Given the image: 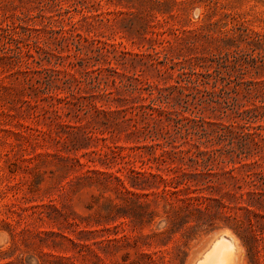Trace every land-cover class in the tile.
Segmentation results:
<instances>
[{
	"label": "rangeland",
	"instance_id": "1",
	"mask_svg": "<svg viewBox=\"0 0 264 264\" xmlns=\"http://www.w3.org/2000/svg\"><path fill=\"white\" fill-rule=\"evenodd\" d=\"M244 145L264 0H0V264H198L223 235L253 264L227 208L168 237L181 203L131 178Z\"/></svg>",
	"mask_w": 264,
	"mask_h": 264
},
{
	"label": "trees",
	"instance_id": "2",
	"mask_svg": "<svg viewBox=\"0 0 264 264\" xmlns=\"http://www.w3.org/2000/svg\"><path fill=\"white\" fill-rule=\"evenodd\" d=\"M246 113L250 116L252 112ZM151 115L154 116V113ZM239 150L235 155L237 151L231 148L227 153L229 158L224 157L225 153L220 149L200 151L197 159H191L195 165L202 166L200 171L189 172L183 166L178 168L171 164L167 167L168 175L150 173L147 176L133 170L131 178L138 183L158 186L157 192H153L155 199L170 198L177 204L181 203L178 207L180 215L171 221V228L166 230L168 237L189 223L187 220L191 216H199L196 219L198 225H212L211 218L216 215L214 209L218 212L227 208V220L233 222L230 228L247 248L252 263L264 264V251L260 249L264 243V159L260 152L251 151L245 145ZM249 158L252 159L248 163L246 160ZM215 163L225 164L228 169L218 173L214 170ZM223 177L225 182H221ZM227 182L225 195L229 198L228 204L224 201L225 195L215 197V193L221 194V188ZM206 218L210 219L204 221Z\"/></svg>",
	"mask_w": 264,
	"mask_h": 264
},
{
	"label": "bare ground",
	"instance_id": "3",
	"mask_svg": "<svg viewBox=\"0 0 264 264\" xmlns=\"http://www.w3.org/2000/svg\"><path fill=\"white\" fill-rule=\"evenodd\" d=\"M233 238L223 235L198 264H230L235 248L233 246Z\"/></svg>",
	"mask_w": 264,
	"mask_h": 264
}]
</instances>
